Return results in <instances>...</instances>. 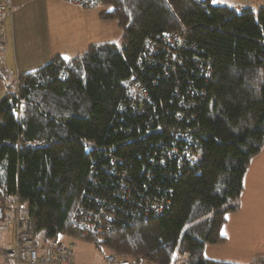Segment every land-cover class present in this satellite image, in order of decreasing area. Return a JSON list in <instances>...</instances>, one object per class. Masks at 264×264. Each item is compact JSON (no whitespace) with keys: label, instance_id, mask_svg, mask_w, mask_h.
Listing matches in <instances>:
<instances>
[{"label":"trees","instance_id":"1","mask_svg":"<svg viewBox=\"0 0 264 264\" xmlns=\"http://www.w3.org/2000/svg\"><path fill=\"white\" fill-rule=\"evenodd\" d=\"M102 5L120 46L55 57L6 84L0 199L26 204L35 245L66 238L134 264H230L204 248L225 243L222 228L264 146V7ZM182 32V48L166 45ZM131 82L147 91L144 109L129 107ZM172 134L187 135L189 158L170 148ZM90 212L103 231L83 235Z\"/></svg>","mask_w":264,"mask_h":264},{"label":"crops","instance_id":"2","mask_svg":"<svg viewBox=\"0 0 264 264\" xmlns=\"http://www.w3.org/2000/svg\"><path fill=\"white\" fill-rule=\"evenodd\" d=\"M213 1L236 9L264 7V0ZM11 5V15L4 20L6 72L5 77H0V101L6 95V84H13L17 77L37 71L51 59L61 57L69 60L92 45L114 43L120 38L117 23L100 18L110 10L104 5L84 9L64 0H11ZM243 187L238 211L228 216L223 227L225 243L229 235H238L239 238L235 236L236 251L245 257L247 264H264V258L260 256H264V234L259 240L261 248L255 253L254 246H250L256 239L254 236L250 239L247 233L249 229L256 234L264 232V146L252 160L244 176ZM241 213L243 218L234 227V220ZM11 220L12 216L8 215L0 223V231L8 233L6 244L13 240ZM243 226H246V232ZM236 228L237 232L231 233V229Z\"/></svg>","mask_w":264,"mask_h":264},{"label":"built area","instance_id":"3","mask_svg":"<svg viewBox=\"0 0 264 264\" xmlns=\"http://www.w3.org/2000/svg\"><path fill=\"white\" fill-rule=\"evenodd\" d=\"M72 5L84 8L93 9L102 5L104 0H64ZM200 1V0H197ZM12 5L11 0H0V77H5V58H4V20L5 17L11 15ZM185 32L180 34H171L164 37L166 45L173 48H182L184 46ZM16 78V83L18 81ZM126 96L128 97L129 107H135L134 104H140L138 109H144L149 105L147 91L140 84L131 82ZM136 109V108H134ZM174 143L171 144V149L174 153H179L182 159L189 158L190 141L187 135H171ZM182 164H180L181 166ZM98 205V204H97ZM166 205V203H165ZM165 205H159L158 215L163 211ZM96 206V205H95ZM82 209H80L82 216ZM8 213L12 216L13 224V240L8 242L3 249L2 258L7 264H75V244L71 240L60 238L51 243L35 245L34 239L30 230L28 217V208L26 204L20 203L17 199L8 205L0 199V223L5 221ZM83 217V216H82ZM94 212L87 213L84 216L83 224L78 228L83 235L101 233L102 225L98 223H90L88 221L95 220ZM87 221V222H86ZM86 226V227H83ZM104 264H134L118 259L114 255L106 256Z\"/></svg>","mask_w":264,"mask_h":264},{"label":"rangeland","instance_id":"4","mask_svg":"<svg viewBox=\"0 0 264 264\" xmlns=\"http://www.w3.org/2000/svg\"><path fill=\"white\" fill-rule=\"evenodd\" d=\"M114 43L120 46V38ZM17 85L18 84L16 82L13 83V87L15 88L17 87ZM243 215L244 214L241 213L239 214V216L235 218L234 227L236 222L240 221L243 218ZM242 228L246 232L247 230L246 226H243ZM223 229L224 228H222L221 235L224 237ZM237 230L238 228H236L235 230L231 229V233H236ZM247 233L250 239L253 236H254L253 239H256V242H254L250 247L254 246V252L257 253L258 250L261 248V246L259 245V240L263 238L262 234H264V232L262 233L261 231L256 234L253 229H249L247 230ZM7 236H8L7 231L4 230H2V232L0 231V264H7V262L2 258L3 248L6 242L8 241ZM235 236L239 238L238 235H231V236L229 235L228 237L229 239L227 243H224L222 245H217V246L207 245L204 251L205 257L211 258V260L215 259V261H219V262L222 261V262L234 263V264H247V260L245 259V257L236 251L237 240ZM64 239L67 240L66 238ZM74 244H75V257H74L75 264H104V260L106 256L112 255L108 251L97 249L95 246H93V244L81 240L75 241ZM260 256L264 258V256L262 255Z\"/></svg>","mask_w":264,"mask_h":264}]
</instances>
